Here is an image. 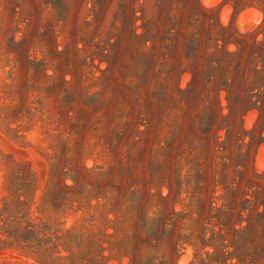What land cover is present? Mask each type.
I'll use <instances>...</instances> for the list:
<instances>
[{"label": "trees", "instance_id": "obj_1", "mask_svg": "<svg viewBox=\"0 0 264 264\" xmlns=\"http://www.w3.org/2000/svg\"><path fill=\"white\" fill-rule=\"evenodd\" d=\"M88 2L93 22L100 23L96 27L97 41L84 33L79 40L82 49L76 50L82 53V66L92 78L89 91L94 89L85 98L89 118L85 126L97 144L118 159V166L106 171L91 168L60 172L53 168L49 192L54 202L68 205L74 213L87 210V217L57 239L73 240L76 249L90 240L103 252L113 249L127 255L163 248L175 253L187 245L193 250L191 264L251 261L253 255L249 253L257 249L256 236L262 227L264 230V175H258L250 164L252 151L264 142V94L253 101V90L245 87L238 74L241 62L227 60L242 46L233 42L237 51L229 53L223 42L221 47L215 44L214 51L208 54L201 37H188L183 55L187 68L183 72L190 75V82L185 90L178 89L172 95L167 89L172 75V70H167L168 54L162 53L159 60L153 42V27L162 28L167 21L155 11L160 0L155 1L152 10L146 8L147 0ZM44 4L53 10L56 22H68L73 0H47ZM16 8H12L14 14ZM128 45L134 48L130 54L141 64L136 84L125 86L128 100L136 103L138 122L130 119L131 111L121 106L123 100L119 97V63ZM140 48L145 51L140 52ZM102 64L104 69H100ZM31 66L37 69L40 63L33 62ZM223 69H230L232 74L219 76L218 71ZM93 70L98 77H93ZM150 77L156 78L153 87L145 84ZM222 91L227 93V115L222 114L219 100ZM169 101L173 103L169 114L173 125L192 121L191 138L180 139L173 133L169 140L154 144L150 110L155 107L163 111ZM251 110H256L258 116L252 129L245 131L240 124ZM211 137L215 141L222 139L214 150L209 144ZM64 148L65 141L58 136L53 147L56 155ZM132 165L137 173L130 172ZM67 180L72 185H66ZM163 188L166 196L161 195ZM92 201L96 204L91 205ZM176 204L181 206V212H175ZM153 208L155 211L150 212ZM97 214L108 224L99 234L107 240L116 238L117 243L95 241L90 228ZM109 215L112 220L107 219ZM4 226L8 228L6 223ZM107 229L113 233L105 234ZM18 231L20 242L40 247L36 225H19ZM207 248L213 252L203 256Z\"/></svg>", "mask_w": 264, "mask_h": 264}, {"label": "rangeland", "instance_id": "obj_2", "mask_svg": "<svg viewBox=\"0 0 264 264\" xmlns=\"http://www.w3.org/2000/svg\"><path fill=\"white\" fill-rule=\"evenodd\" d=\"M88 1L73 0L70 18L62 24L56 22L53 10L44 4L47 0H0V264H191L193 250L187 245L175 253L163 248L156 252L138 250L127 255L113 249L103 252L92 246L90 240L76 249L73 240L66 238L67 243L57 239L65 230L80 223L82 217H87V210L74 213L68 205L54 202L49 192L53 168L60 172L91 168L106 171L118 166V159L97 144L85 126L89 121L85 98L94 89L89 91L92 78L82 66V53L76 50L82 49L79 40L84 33L97 41L96 27L100 23L93 22ZM155 1L147 0L146 8L152 10ZM206 3L204 0H160L159 9H155L167 19L162 28L153 27V42L159 60L162 53L168 54L167 70H172L167 83L169 93L176 95V90H185L190 82V75L183 72L187 68L183 55L187 38L197 34L207 46L208 54L214 51L215 44L221 47L223 42L227 43L229 53L237 51L233 42L242 46L240 52L227 60L234 64L241 62L239 77L245 87L253 90V101L257 100L264 94V0H207ZM14 7H17L15 14ZM110 14L111 11L106 22ZM103 19L104 16L101 21ZM87 23L92 24L87 27ZM167 45H171L168 51ZM133 50L131 45L125 46L119 63V97L123 100L121 106L131 111L130 119L138 122L136 103L128 100L125 88L136 84L141 68L139 60L130 54ZM139 51L145 50L140 48ZM33 62L40 66L34 68ZM104 68V64L100 65V69ZM218 74L232 73L230 69H223ZM98 76V72L93 75ZM155 83L154 77L145 81L150 87ZM217 89L218 86L214 91ZM226 95L224 91L219 94L223 115L229 112ZM172 106L169 101L163 111L155 107L150 110L154 144L169 140L173 133L180 139L191 138L192 121L173 125L169 115ZM257 116L256 110L249 111L240 124L242 129L250 131ZM58 136L65 141V148L56 155L53 147ZM221 141L211 137V149ZM206 154L207 151L203 153ZM250 164L258 175H264V142L252 151ZM129 170L138 172L133 165ZM66 185L72 182L67 180ZM161 195H167L165 188ZM174 209L182 211L178 204ZM153 211L155 208L150 212ZM107 219L113 217L109 215ZM28 223L37 226L40 247L18 240L19 225L24 227ZM106 226L104 218L97 214L90 228L96 235L95 241L117 243L116 238L107 240L99 234ZM112 233L107 229L105 234ZM256 237L257 249L249 253L253 255L252 260L241 264H264L263 227ZM107 247L105 244L104 248ZM205 252L213 250L205 249L203 256ZM133 260L136 261L131 263ZM226 264H236V261Z\"/></svg>", "mask_w": 264, "mask_h": 264}, {"label": "bare ground", "instance_id": "obj_3", "mask_svg": "<svg viewBox=\"0 0 264 264\" xmlns=\"http://www.w3.org/2000/svg\"><path fill=\"white\" fill-rule=\"evenodd\" d=\"M207 0H204V2L206 3ZM207 4V3H206Z\"/></svg>", "mask_w": 264, "mask_h": 264}]
</instances>
